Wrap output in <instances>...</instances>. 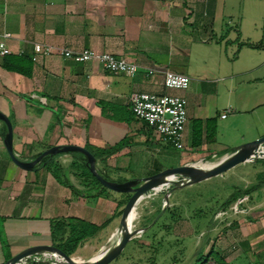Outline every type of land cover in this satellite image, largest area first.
Masks as SVG:
<instances>
[{
	"label": "crops",
	"instance_id": "0c3cea01",
	"mask_svg": "<svg viewBox=\"0 0 264 264\" xmlns=\"http://www.w3.org/2000/svg\"><path fill=\"white\" fill-rule=\"evenodd\" d=\"M211 14L209 0H0V37L11 33L6 38L11 53L0 56V111L12 124L14 153L32 160L54 145L88 146L96 153V169L120 182L189 163L195 156L232 151L236 145L228 148L218 138L236 128H242L236 143L263 135L264 111L256 113L258 124L238 118L264 106V91L248 108L244 100H237L239 83L233 82L226 91L217 85L210 92L190 82L184 89L164 86L163 70L189 76L184 69L195 43L202 46L213 40ZM35 41L107 51L137 63L139 69L132 76L111 73L97 61H77L58 53L33 60ZM150 67L155 72L147 74ZM138 91L186 97L188 133L183 138L189 155H180L184 141L181 149L163 143L134 115L130 97ZM5 132L0 119V264L31 245L52 244L53 217L74 216L100 226L76 250L108 239L118 226L125 192L96 183L81 155L72 151L57 152L52 158L61 168L59 176L43 157L31 168L21 167L7 151ZM241 179L242 186L235 189L240 194L232 202L242 198L240 210L225 208L217 226L212 216L209 231L219 233L216 240L208 237L206 248L212 246L222 259L221 263L208 259L209 264H264V170ZM245 189L250 190L244 193Z\"/></svg>",
	"mask_w": 264,
	"mask_h": 264
},
{
	"label": "rangeland",
	"instance_id": "374dc122",
	"mask_svg": "<svg viewBox=\"0 0 264 264\" xmlns=\"http://www.w3.org/2000/svg\"><path fill=\"white\" fill-rule=\"evenodd\" d=\"M209 2L211 17L214 18L213 40L205 42L207 44L202 46L195 43L190 64L186 65L184 71L190 76V85H199L204 92L212 91L217 85L220 88L223 86L226 91L233 86V82L239 83L237 100L241 103L244 100L248 108H251L255 106V97L258 93L264 91V48L250 47L243 43L245 41L264 43V0H209ZM215 37L220 39L219 42L215 41ZM221 96L222 90L219 91V100ZM225 99L226 96L223 97V101ZM255 108L239 115L238 120L241 123L255 120L253 122L256 123V113L264 111V106ZM241 131L242 128H236L231 134L223 133L218 139L226 147H234L240 144L236 142L240 139ZM186 133L187 128L184 135ZM183 141L186 145L180 150L182 151L180 155H189L191 151L186 136ZM229 152L195 156L189 163L215 162ZM257 158V162H247ZM257 158L239 162L220 174L175 186L170 192L151 191L136 205V219L128 227L131 238L121 252L107 264H148L151 260L153 264H193L201 260L197 258L204 259L208 237L212 235L211 238L216 240L219 233L209 231L210 225L213 223L217 226L220 220H224V215H216L217 208L226 196L242 186V177L253 178L255 171L264 170L261 168L264 163L261 159L264 157ZM173 162L178 163L175 160ZM260 178H263V174ZM167 192L169 193L165 207L168 208L154 213L156 208H162L164 205V195ZM231 205L232 203L227 207L228 212L232 211ZM169 209L178 218H171ZM212 216L214 220L211 223ZM114 231L109 233L108 239L86 243L70 255L82 260L88 259L103 245L109 243ZM200 242L202 246L199 250ZM37 255L38 259L31 255L23 264H56L50 255H44L42 252Z\"/></svg>",
	"mask_w": 264,
	"mask_h": 264
},
{
	"label": "water",
	"instance_id": "95a60500",
	"mask_svg": "<svg viewBox=\"0 0 264 264\" xmlns=\"http://www.w3.org/2000/svg\"><path fill=\"white\" fill-rule=\"evenodd\" d=\"M0 119H2L6 124L4 142L7 151L12 160L19 166L28 169L31 168L38 160H40L43 156L47 154L52 155L60 151L76 150L82 152L86 156L89 169L100 181V183L116 191L131 192L130 196L128 197L127 201L125 202L122 208L118 226L114 231L117 232L119 230L120 232V238L118 242L114 247L108 249L106 252L99 255L98 257L94 259L88 258L86 260H73L71 255L65 253L62 249L53 244H36L18 251L17 253L13 254L8 259H6L2 264H14L20 260H25L31 254L39 253L42 251H49L63 256L65 258V261L61 262L63 264H107L121 252L127 241L131 238V233L127 228L125 217L128 214L130 208L142 196L148 195L151 191H156L154 188H156L159 184L166 183L167 181H169V185L167 186L166 191L170 192V190L175 186L190 184L220 174L239 162L261 157L259 155H256V151L260 146L264 144V134L254 139L240 143L236 145V147L231 152L223 156L220 160H218L213 166L209 167L208 169H200L193 163H182L179 165L166 167L155 173L143 177L118 182L107 179L96 169L94 154L88 148L82 145L70 143L64 145H54L42 151L32 160L20 159L14 153L12 148V124L10 122V119L1 111ZM169 175L175 176L176 178L168 179ZM169 192L164 195V205L161 208V212L165 208V203L167 201ZM201 246L202 243L200 242L198 245L199 250Z\"/></svg>",
	"mask_w": 264,
	"mask_h": 264
},
{
	"label": "built area",
	"instance_id": "2783aa9c",
	"mask_svg": "<svg viewBox=\"0 0 264 264\" xmlns=\"http://www.w3.org/2000/svg\"><path fill=\"white\" fill-rule=\"evenodd\" d=\"M11 33L5 31L0 37V56L10 54L11 49L6 41ZM58 53L64 58H72L77 61H97L103 68L111 73H125L134 75L139 65L122 56H116L107 51H96L91 48L80 50L69 47L53 46L47 43L33 42V54L31 59L37 60L39 55H50ZM155 69H146L147 74H152ZM163 83L169 89H184L188 87L190 78L186 73L177 72L170 69L162 71ZM131 109L134 115L144 120L153 129L163 143L183 148V133L187 121V99L184 95L176 93H156L151 91H138L130 97ZM225 115V114H223ZM239 198L231 205L233 211H239ZM226 209H218L216 215L222 216ZM34 259H38L37 253L31 254ZM29 255V256H31ZM28 256V257H29ZM248 264H256L254 262Z\"/></svg>",
	"mask_w": 264,
	"mask_h": 264
},
{
	"label": "trees",
	"instance_id": "16d2710c",
	"mask_svg": "<svg viewBox=\"0 0 264 264\" xmlns=\"http://www.w3.org/2000/svg\"><path fill=\"white\" fill-rule=\"evenodd\" d=\"M243 44L252 47H262L264 46L263 42H250L245 41ZM8 55V54H6ZM95 156V152H93L88 146H86ZM72 153H79L82 159L86 163V172L90 174L96 183L100 184V181L95 177V175L89 169L87 158L86 156L80 151H72ZM55 154H47L43 156L42 161H50L49 165L52 167V170L56 174V176L62 175L61 168L56 162H52V158ZM59 171V172H58ZM250 189H245L244 193L249 192ZM131 192H125V198L122 199L119 203L125 204L128 197L130 196ZM240 194V191H233L221 204L217 209H225L227 208ZM168 207H165V210ZM160 207L155 209L154 213L160 211ZM119 213L122 212V209L118 211ZM153 213V214H154ZM169 215L171 218L176 219V217L171 209H169ZM178 216V215H177ZM147 225V224H145ZM144 225V226H145ZM100 226L94 223L85 221L78 217L74 216H62V217H53L50 221V230H51V237H52V244L62 249L67 254H72L76 248L84 242V240L94 235V233L98 230ZM46 254L57 256L59 254L53 252H45ZM52 253V254H51ZM55 254V255H54ZM205 258H197L201 259L199 262H194L193 264H209L208 259H216L217 263H221L219 259H222L217 253L214 251L213 247L211 246L208 251L204 254ZM148 264H153V260H151Z\"/></svg>",
	"mask_w": 264,
	"mask_h": 264
},
{
	"label": "bare ground",
	"instance_id": "6f19581e",
	"mask_svg": "<svg viewBox=\"0 0 264 264\" xmlns=\"http://www.w3.org/2000/svg\"><path fill=\"white\" fill-rule=\"evenodd\" d=\"M256 155H259L261 157H264V144L262 146H260L258 148V150L256 151ZM215 162H205L203 165L201 166H198L200 169H208L209 167L213 166ZM176 178L175 176H172V175H169L168 176V179H174ZM169 185V181H167L166 183L164 184H159L156 188H154L156 191H159V190H166L167 186ZM146 196V195H145ZM145 196H142L129 210L128 214L126 215L125 217V221H126V225H127V228L133 223V220L136 219V215H137V211H136V205L137 203L143 199ZM120 238V232L119 230L117 232H114V234L111 236V238L109 239V243L108 244H105L103 245L99 251H97L96 253L92 254L89 259H94L96 257H98L99 255L103 254L104 252H106L108 249H111L112 247H114L116 245V243L118 242ZM42 252H45V251H42ZM48 253H50L48 251ZM44 255H49V254H46V253H42ZM52 254V253H51ZM55 255V254H54ZM52 256L53 258V262L56 263V264H59L61 263L62 261H65L64 257L61 256V255H57V256H53V255H50ZM73 260H82L81 258L79 257H76V256H72ZM25 260H20L14 264H23Z\"/></svg>",
	"mask_w": 264,
	"mask_h": 264
}]
</instances>
